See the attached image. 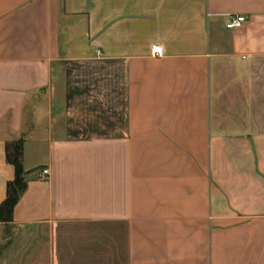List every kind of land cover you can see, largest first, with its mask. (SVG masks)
<instances>
[{"label": "crops", "instance_id": "1", "mask_svg": "<svg viewBox=\"0 0 264 264\" xmlns=\"http://www.w3.org/2000/svg\"><path fill=\"white\" fill-rule=\"evenodd\" d=\"M18 141L0 264H264V0H0Z\"/></svg>", "mask_w": 264, "mask_h": 264}, {"label": "trees", "instance_id": "2", "mask_svg": "<svg viewBox=\"0 0 264 264\" xmlns=\"http://www.w3.org/2000/svg\"><path fill=\"white\" fill-rule=\"evenodd\" d=\"M22 141L9 144L6 148L7 162L14 166L15 178L8 184L6 200L0 205V223L8 225L13 221V211L26 191V173L22 167Z\"/></svg>", "mask_w": 264, "mask_h": 264}, {"label": "built area", "instance_id": "3", "mask_svg": "<svg viewBox=\"0 0 264 264\" xmlns=\"http://www.w3.org/2000/svg\"><path fill=\"white\" fill-rule=\"evenodd\" d=\"M245 18L242 16H231L229 18V21L227 23V29L229 30H235L238 29L242 26V24L245 22ZM152 55L154 57H162L163 56V51L162 48L159 46H154L152 48ZM43 176H48L49 175V170H43L42 171Z\"/></svg>", "mask_w": 264, "mask_h": 264}]
</instances>
